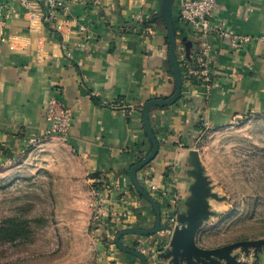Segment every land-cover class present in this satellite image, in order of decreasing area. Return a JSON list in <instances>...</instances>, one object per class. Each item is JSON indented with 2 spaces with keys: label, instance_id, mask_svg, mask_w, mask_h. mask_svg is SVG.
Returning <instances> with one entry per match:
<instances>
[{
  "label": "crops",
  "instance_id": "crops-1",
  "mask_svg": "<svg viewBox=\"0 0 264 264\" xmlns=\"http://www.w3.org/2000/svg\"><path fill=\"white\" fill-rule=\"evenodd\" d=\"M162 1L65 0L68 9L52 21L44 1L31 15L21 0H0V158L18 170L37 158L42 167L35 170L51 178L53 209L67 211V221L60 223L62 236L83 245L84 264H141L119 250L115 238L126 228L155 225L153 209L138 197L130 171L151 149L142 106L175 91ZM181 2L173 0L174 18H179ZM214 18L250 40L232 48L215 36L207 39L217 82L208 93L183 75L182 98L152 109L160 150L138 174L162 208L172 198L160 201L151 183L178 194L179 212L185 210L194 183L191 152L198 151L202 162V118L217 129L264 113V0H217ZM181 23L176 19L178 57L192 63L202 42L183 33ZM183 37L191 42L189 50ZM53 98L71 112L66 139L49 132L47 107ZM98 174L111 190L108 208L122 215L123 223L113 218L93 223L91 231L93 187L101 186ZM222 203L210 201L217 216L201 228L199 246L221 247L208 245V231L222 213ZM161 235H127L123 242L133 247L139 238L154 242ZM160 255L155 264H168Z\"/></svg>",
  "mask_w": 264,
  "mask_h": 264
},
{
  "label": "rangeland",
  "instance_id": "rangeland-1",
  "mask_svg": "<svg viewBox=\"0 0 264 264\" xmlns=\"http://www.w3.org/2000/svg\"><path fill=\"white\" fill-rule=\"evenodd\" d=\"M198 148L213 191L224 204L208 231V245L264 239V113L212 127ZM36 159L18 170L0 158V264H84L83 245L62 236L60 223L67 221V211L53 209L51 178L35 170L41 166ZM13 229L22 236L10 240ZM236 252L247 264H264V250L255 255L251 249L249 256L242 249Z\"/></svg>",
  "mask_w": 264,
  "mask_h": 264
},
{
  "label": "water",
  "instance_id": "water-1",
  "mask_svg": "<svg viewBox=\"0 0 264 264\" xmlns=\"http://www.w3.org/2000/svg\"><path fill=\"white\" fill-rule=\"evenodd\" d=\"M161 17L167 29L169 45V60L175 81V91L167 98H155L147 101L142 106L143 125L151 144V149L138 163L133 165L130 171V178L136 192L148 201L155 215L153 228H126L121 230L116 238L115 245L124 253L139 258L141 264H149L148 258L137 249L126 245L123 237L127 235L154 236L165 229L162 225V209L160 203L143 187L138 174L148 166L159 154L160 142L153 130L151 123V111L153 108H165L175 105L183 95L184 77L181 73V66L178 57V35L173 17V0H163ZM187 49H190L191 42L187 37L182 39ZM192 169L189 174L194 178L190 187V196L185 203V210L178 213V225L171 237L170 249L162 253L159 258L166 260L168 264H247L240 259L236 251L242 249L246 256L250 250H255V255L264 250V239L246 240L228 244L217 248H204L198 245V234L201 228L217 213L212 210L210 201H222V198L213 191L209 178L205 175V168L202 165L198 151L191 152Z\"/></svg>",
  "mask_w": 264,
  "mask_h": 264
},
{
  "label": "built area",
  "instance_id": "built-area-1",
  "mask_svg": "<svg viewBox=\"0 0 264 264\" xmlns=\"http://www.w3.org/2000/svg\"><path fill=\"white\" fill-rule=\"evenodd\" d=\"M46 3L48 17L52 21H57L62 11L68 9L65 0H21L22 5L28 9L31 15L35 14V7L38 2ZM2 6L0 5V9ZM217 10V0H182L179 9V20L182 22L183 33L198 39L202 42L201 49L198 50L192 63H189L185 57L179 60L180 66L184 68V75L187 82L192 85H203L208 93L217 82L218 74L213 66L211 49L207 43L210 36H215L229 42L232 48H239L250 40L249 37H243L230 31L223 23L216 22L214 15ZM139 21H143V15H138ZM65 26L59 27L61 31ZM204 41V42H203ZM66 49V46H64ZM71 56V52L68 51ZM196 79L197 82H191L190 79ZM47 120L50 125L49 132L52 135L60 136L66 139L70 132L71 112L56 98L50 100L47 107ZM204 133L211 129L208 119L202 118ZM203 133V134H204ZM32 142H35L33 140ZM151 192L159 195L160 201L172 198L162 209V225L165 227L162 235L154 242H147L143 238L134 241L133 248L143 253L148 258V263L155 264L158 255L167 252L170 249L171 237L178 225V194L171 193L168 188H160L151 183ZM110 187L104 183L103 186L96 187L93 192L92 208L94 211L93 222L96 224L106 223L113 218L123 223L122 215L108 208L110 203Z\"/></svg>",
  "mask_w": 264,
  "mask_h": 264
},
{
  "label": "trees",
  "instance_id": "trees-1",
  "mask_svg": "<svg viewBox=\"0 0 264 264\" xmlns=\"http://www.w3.org/2000/svg\"><path fill=\"white\" fill-rule=\"evenodd\" d=\"M176 19H177V21L179 20V18L176 16L175 18H174V21H175V25H176ZM177 26H176V30H177ZM167 42H168V38H167ZM181 73H182V76L184 75V68H182L181 67ZM190 81L191 82H197V80L196 79H193V78H191L190 79ZM155 132V131H154ZM156 134V133H155ZM95 177L96 178H98V180L100 181V184H101V186H103V184L104 183H106L107 184V182H105L104 180H103V178L101 177V175L100 174H98V175H95ZM138 197H140V199H142V200H145L143 197H141L139 194H138ZM145 202L147 203V205L151 208L152 206H151V204L148 202V201H146L145 200ZM13 232H14V234L12 235V236H10L9 238H10V240H15L17 237H20V236H22V235H20L16 230H14L13 229Z\"/></svg>",
  "mask_w": 264,
  "mask_h": 264
}]
</instances>
